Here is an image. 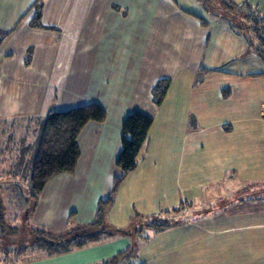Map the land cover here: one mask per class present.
Segmentation results:
<instances>
[{
  "label": "crops",
  "instance_id": "0c3cea01",
  "mask_svg": "<svg viewBox=\"0 0 264 264\" xmlns=\"http://www.w3.org/2000/svg\"><path fill=\"white\" fill-rule=\"evenodd\" d=\"M183 1L187 6V0ZM191 1L188 5L196 6L202 16L181 5V14L172 12L176 8L171 6L162 13L159 0H0V34H4L0 45L4 49L0 57V116L29 118L31 75H36V82L41 74V67L29 73L32 63L39 67L41 60L47 59L64 65L73 52L86 54L94 86L92 101L104 108L105 119L102 124L89 122L80 131V155L71 175H78L85 183L94 166L95 172L105 165L113 171L122 120L133 110L150 114L153 123L142 148L149 147L152 135H161L157 152L161 161L171 159L184 172L183 178L175 181L180 197L184 196L187 217L185 222L152 232L155 243L146 263L165 264L168 259L170 264H264V176L255 177L258 183H254L248 172L257 155L254 150L264 158V135H260L264 129L254 135L256 129L251 126L228 123L250 116L254 87H264V62L247 51L246 41L215 10L208 12L212 17L206 21L203 3ZM246 1L264 16V0ZM36 12L40 26L31 24ZM146 35L153 37V41L148 38V45ZM40 40L52 47V57ZM39 45L46 55L36 53ZM31 47L34 52H29ZM148 52L149 59L161 52L164 60L162 67L148 63L149 72L144 73ZM121 59H127L128 64L123 80L117 76ZM257 73L260 75H253ZM213 75H225L231 79L230 86H208ZM165 77L170 79L169 88L161 104L155 105L152 87ZM239 83L247 85L245 93L238 90ZM95 86H101V91ZM236 92L242 95L236 98L241 99L239 105L232 100ZM261 92L264 116V90ZM217 116L223 118L221 122H216ZM107 126L115 130L104 145L111 149L108 156L88 157L87 151L93 155L97 146L103 145ZM11 176L10 180L18 179L22 174ZM9 197L0 193L3 222L12 230L27 228V205L15 204ZM147 240L148 236L146 244ZM91 244L52 256L29 246L19 252L5 247L0 264H92L94 258L101 260L102 256Z\"/></svg>",
  "mask_w": 264,
  "mask_h": 264
},
{
  "label": "rangeland",
  "instance_id": "374dc122",
  "mask_svg": "<svg viewBox=\"0 0 264 264\" xmlns=\"http://www.w3.org/2000/svg\"><path fill=\"white\" fill-rule=\"evenodd\" d=\"M167 1L172 2V4L167 3ZM173 2V0H159L158 6H160L161 12L163 13L167 6H171L176 8L172 12L180 13L179 6L181 5L188 12L202 16L198 13L196 6L188 5L192 2L191 0H187V6L183 0H177L178 5ZM203 4L205 5V2ZM209 11L207 9L204 12L206 21H209L212 17V12L208 13ZM148 38L153 41L152 35H146V45H148ZM40 42L49 49L48 54L50 55L52 47L45 45L43 40H40ZM36 49V53L39 51L41 56L47 53L41 45ZM3 51V47L0 48V57ZM147 51H149V48ZM29 52H34V48L31 47ZM53 55L56 56L55 53ZM70 55L73 58L65 61L64 65L59 64L56 60L49 63L47 59H42L43 61L41 60L39 67L32 63L29 73L36 72L41 67V74L36 82V75H31L34 81L31 80L29 83V118L0 116V193L1 195H7V199L10 196L9 198L15 204L17 202L21 206L27 205V209L33 201L29 199L24 175L27 174L28 169L26 170V168H29V161L47 111L50 108L64 110L79 104L95 102V100L92 101L94 86H91L89 63L85 61L86 54L73 52ZM149 56L151 54L148 52L144 73L149 72L147 66L150 62L157 63L158 67L163 65L164 58L161 59V52L153 55L155 57L153 59H149ZM240 58L238 57L239 60ZM126 62L127 59H121V67L117 72L120 80L127 76L128 64ZM98 73L101 74V70ZM223 76L225 75L209 76L206 84L208 86L214 84L217 89L219 84L222 83L220 88L225 89L230 86L231 79H225ZM100 77L102 78L103 75ZM245 86L247 85L244 83L240 85L239 83L238 90L245 93ZM95 87L98 89L97 91H101V86ZM114 87L117 86L114 85ZM254 90L256 93L253 95L251 106L248 108V110L250 109V116L243 119L236 118L237 121L234 124L232 122L228 123H231L230 125H233V127L251 126L256 129L253 134L258 135L256 132L264 129V116L261 115L260 105L261 91L264 90V87H256L255 85ZM241 96L237 92L233 94V104H241V99L236 101V98ZM223 97L225 96L223 95ZM85 98L88 101H85ZM226 102L229 105L232 104L230 100ZM96 103L98 102L96 101ZM225 109L222 108L221 111H225ZM215 119L216 122H221L223 118L217 116ZM113 134H115L113 126H107V131L102 140L103 145L99 144L97 146L98 152H94L93 155H89L90 152L87 151L88 157H107L111 149L109 145L106 147L104 145L110 138H113ZM260 135H264V132ZM7 139L8 141H6ZM159 143H161V135H152V143L149 147L146 149L145 147L141 148L136 167L127 172L123 181L113 193V179L117 172L114 165L113 171L110 172L106 165L100 166L99 170L95 172L94 166L91 168V173L85 183L79 181L78 175L62 173L55 176L46 184L44 192L38 200L37 207L29 213V227L8 230L5 236H0V253H2L1 249L5 247L17 248L19 252L20 248L32 244L36 236L56 242L72 237L78 231L97 232L103 230L105 232L100 234L97 240L91 242V245L97 247L98 256H102V259L97 260L94 258L95 261L92 264H105L106 262L111 264L112 258L127 248H131L133 253L129 252L127 257L121 258L118 263L113 264H136L145 261L155 243V239L152 237L154 230L148 226L149 223L160 226L164 222H168L171 225L175 222H185L187 217V213H184V209H186L184 196L180 197V187L176 186L175 181L176 177L182 179L184 172L182 168L178 169L176 162L171 159L167 163L161 161L160 156L157 154L160 148ZM166 144L167 140L163 147H166ZM82 148L81 153L84 154L85 150ZM118 148L119 138L113 157H115ZM180 149L179 143L177 150L180 151ZM254 151L257 155L253 159L252 166H248V172L250 170V173H252L253 179H255L254 183H258L255 177L264 176V158L259 155L258 149ZM140 156L141 159L139 160ZM19 166L24 169L18 170L17 173L23 175L18 179L10 180L9 178L12 177L13 173H16ZM236 167L242 168L240 165ZM244 167L247 168V166ZM110 195L112 196L111 202L99 215H95L100 200ZM25 199H28L27 202ZM8 212L7 215H10ZM31 229L36 230V232L31 231ZM115 229L120 230L121 233H115ZM107 232H110V234L108 235ZM146 236H148V244L145 243ZM170 262L171 260L167 259L165 264H170ZM145 264H147L146 261Z\"/></svg>",
  "mask_w": 264,
  "mask_h": 264
},
{
  "label": "trees",
  "instance_id": "16d2710c",
  "mask_svg": "<svg viewBox=\"0 0 264 264\" xmlns=\"http://www.w3.org/2000/svg\"><path fill=\"white\" fill-rule=\"evenodd\" d=\"M198 1L205 2L203 6L206 9L215 10L216 15L226 21L246 41L247 51L254 53L260 61L264 62V16L256 8L250 6L246 0L240 3L232 0ZM31 24L33 26H40L39 12H36V15L32 18ZM3 37L4 34H0V44ZM169 83L170 79L165 77L159 79L153 85L151 91L155 105H160L163 101L169 88ZM104 118L105 110L96 102L84 103L64 110L49 109L47 111L41 123L40 133L29 161V168H26V170L28 169L27 174L25 173L26 175H24L29 199L33 201L32 205L29 206V213L37 207L40 195L51 179L59 174H72L75 171L80 155L77 138L82 128L89 122L100 123ZM152 123L153 117L139 110L129 112L122 120L119 148L113 163L117 172L113 179L112 193L123 181L127 172L136 167L139 152L147 139ZM22 169L24 168L19 166L16 172ZM27 200L25 199L26 202ZM111 200V195L100 200L99 208L96 209L95 215H99ZM1 204L0 235L5 236L8 233L7 231L12 229L8 228L3 222V204ZM148 226L155 232H158L169 227V223L164 222L160 226L149 223ZM31 231L36 232V230L32 229ZM104 232L103 230L97 232L88 230L78 231L72 237L56 242L36 236L32 244H29V247L31 249L43 250L49 256L58 255L67 253L75 248L84 247L88 243L97 240L100 234ZM114 232L121 233L118 229H115ZM107 234L109 235L110 232H107ZM129 252L133 253V250L127 248L119 252V254L112 258L111 264L118 263L121 258L127 257Z\"/></svg>",
  "mask_w": 264,
  "mask_h": 264
}]
</instances>
